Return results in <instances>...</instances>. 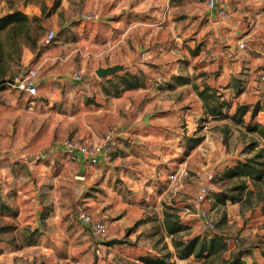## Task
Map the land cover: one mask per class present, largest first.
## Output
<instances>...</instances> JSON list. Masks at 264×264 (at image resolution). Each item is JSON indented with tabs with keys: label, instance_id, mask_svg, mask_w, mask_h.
I'll list each match as a JSON object with an SVG mask.
<instances>
[{
	"label": "crops",
	"instance_id": "1",
	"mask_svg": "<svg viewBox=\"0 0 264 264\" xmlns=\"http://www.w3.org/2000/svg\"><path fill=\"white\" fill-rule=\"evenodd\" d=\"M110 1H117L119 5H109L105 9L104 5ZM170 1L87 2L85 12L100 14L101 21L88 23L77 20V25L72 22L55 25L51 28L56 31L53 43H45L36 53L31 50L23 52L20 66L29 65L38 70L39 95L34 98L10 89L0 91V99L13 104L8 107L0 104V113L9 110V114L16 117L19 135L21 131L25 133L27 130L26 137L33 136L32 131L37 130L41 120L47 117L46 133L36 146H32L29 140L22 141L19 138L13 143L12 155L23 159L35 169L33 181L25 183L18 191L23 195L22 200L28 204L22 210L25 214L30 211L31 221L28 224H33L36 229L40 228L44 207L39 192L47 178H54L55 183L52 186L55 189L62 188L65 194L69 192L77 199L78 206L108 226L107 235L97 242V239L79 224L77 216L73 217L61 207L54 208L48 218L43 220L50 229L42 231L39 240V248L51 258H55L54 250L60 249L68 251V257L76 260L70 264H110V259L104 260L105 257L101 255L97 258L94 256L95 240L98 243V254L101 250H115L120 247L115 242L117 239L127 235L129 240H136L142 232L133 231L137 225H163L164 214L159 217H147V207L152 208V204H155L156 209L159 204H163L177 210L185 208L186 202L182 192L176 195L167 192V174L163 173L165 169H160V173H157L155 167L162 163L158 158H153V155L160 154L162 150L164 154L169 147L190 145L189 137L182 135L180 139L174 130H179L180 126L185 130L193 129L194 119L198 113H202L203 103L196 88L201 90L207 84L218 89L224 98H227L229 83L232 79L242 78L243 74L247 86L237 97V102L249 104L253 97L264 96V89L258 88V81L261 82L260 78L264 73V0H219V7L229 11L228 18H220L216 12H209L198 0H179L183 5H187L182 16L184 27L189 23L193 27L199 22L197 28L200 35L205 33L215 37V45L211 44L218 51L219 61L225 72L211 81L204 80L201 86L194 80H187L188 84L185 85L194 84L196 93L195 104L188 112L182 110L190 101L188 97L179 101L173 99L161 102L159 93L162 82H169L168 87L174 89L176 80L180 77L174 73L170 75L171 65L165 62L161 64L153 50L144 49L143 45L131 36L134 32H141L146 28L151 33L153 43L157 42L160 34L157 21L160 16V4ZM143 10H147L156 20L152 19L146 26L137 23L128 26L122 21H105L106 18L116 15L126 19L135 18ZM105 13L106 16H103ZM203 19L206 24L200 26ZM175 26L176 23L168 21L169 31L174 32ZM85 27H88V30H85ZM210 41L214 42L213 39ZM240 43L246 44V50L240 51ZM167 53L169 55V52ZM241 53H248V58L241 59ZM141 55L145 56L144 59ZM20 66H13V74H16ZM113 66L121 67L117 73L119 77L126 74L142 76L145 86L126 90L119 96L107 95L101 85L106 87L105 84L117 75L99 78L96 72L100 68ZM75 72L83 74L84 80H74ZM160 108L163 114L159 113ZM183 119L186 120L184 125ZM20 121H23L22 124ZM109 131L115 132L116 145V153L110 163L100 159L87 163L81 154L68 155L63 149L67 138H90L100 141ZM201 141V138L194 139L191 145L194 149L189 152L181 169L187 167L193 151ZM37 160L42 162L32 165ZM193 161L195 160L191 162ZM198 161L201 164L198 167L204 169L201 160ZM213 161L212 166H215V160ZM224 166L225 164L221 167ZM205 173L207 174V170ZM160 183L164 185L163 188L159 186ZM202 206L205 208L206 204ZM190 217L181 216V223L191 227ZM260 252L261 249L252 250L244 257L245 263L262 264ZM230 258L231 255L226 252L222 257L225 260ZM216 264H222V260Z\"/></svg>",
	"mask_w": 264,
	"mask_h": 264
},
{
	"label": "rangeland",
	"instance_id": "2",
	"mask_svg": "<svg viewBox=\"0 0 264 264\" xmlns=\"http://www.w3.org/2000/svg\"><path fill=\"white\" fill-rule=\"evenodd\" d=\"M89 1L91 0H0V17H4L13 11H20L28 16L30 18L28 30L32 38L29 40L25 36L22 37L23 51L31 50L36 53L38 48L41 49L45 46L46 41L44 38L49 29L65 22H72L73 25H77L79 15L85 12V5ZM109 5L118 6L119 2L110 1L104 5V8H108ZM186 9L187 5H183L179 0H171L167 4H160V16L157 20L160 31L158 41L153 43L151 33L146 28L141 32H134L131 37L138 40L144 49L153 50L161 64L165 62L167 65H171L170 75L174 73L177 77L194 80L201 86L204 80L211 81L225 71L221 61H219L218 51L214 46L215 37L205 33L200 35L197 28L199 22L193 27L190 23L184 27L182 16ZM103 16H106V13ZM111 17L106 18L105 21H113L114 23L122 21L125 23L124 25L128 24V26L133 23L146 26V24L151 23L152 19L156 20L148 14L147 10H143L135 18L129 17L126 19L121 18L120 15ZM168 21L176 23L174 32L169 31V28H167ZM200 23V26L206 24L204 19ZM85 30H88V27H85ZM1 37L6 40V32L2 33ZM211 39L214 42H211ZM243 50L246 49H240L241 52ZM167 52H169V55ZM247 56L248 53L240 54L241 59H247ZM141 57L144 59L145 56L141 55ZM241 75L242 78L232 79L228 90L226 89L228 96L223 99L230 105L223 110L224 115L219 118L207 117L203 115L202 110V113H198V116L194 119L193 129L185 130L180 126L179 130L177 128L174 130L180 139L182 135L189 137L190 145L176 148L169 147L166 148L164 154H162V150L160 154L153 155V158H158L162 163L158 164L159 167H155L157 173H160V169H165L163 173L167 174L165 175L166 180L164 179L165 184H167V192L170 195L182 192L185 198V208L176 209L179 217L191 216L192 219V226L185 239L194 236L212 238L216 235H221L222 238L239 237L242 240L241 247L228 249L226 247V253L231 256L245 249H252L256 245L264 247V182L248 179L246 182L248 187L243 192L240 202L228 200L224 203L220 196L223 191L239 194V191H233V188L239 185L243 179L226 177L229 170L234 169L240 162L257 158L256 156L261 153L264 155V137L260 132V128L256 127V125L264 123V96L253 97L249 104H246V102L239 104L237 97L247 86L246 78L243 74ZM118 77L119 74L112 78L107 85L105 84L106 87L101 85V88H107L110 91L121 89V81ZM168 83L163 81L160 86L159 97L161 102L173 99L179 101L183 97H188L190 101L184 105L182 110L184 112L191 110L196 99L194 84L193 86H186L185 84L176 83L175 88L171 89L168 87ZM259 87L264 89L263 81H258ZM240 88H242V92H238ZM9 89L24 94L10 87L0 91H9ZM0 104L4 107L13 105L3 99H0ZM258 105L262 111L253 118L252 111ZM239 106H246L248 111L243 115L236 114ZM159 113L163 114L162 109ZM0 119H2L0 121V202L4 208L0 209V264H70L75 262L76 260L71 256L68 257V251L64 252L60 249H55V258H51L39 248V240H41L43 232L50 229L49 225L43 220L48 218L54 208L61 207L69 211L73 217L77 216L78 211L83 209V207L77 205V199L73 198L69 192L65 194L62 188L55 189L52 186L55 179L47 178L39 192L44 211L40 228L36 229L33 224H28L31 221L30 211L28 210L26 214L22 212L28 204L22 200L23 195L18 192L19 188L25 183L33 181L35 169H32L29 163L23 161V159L12 155L13 143L19 138L22 141L24 139L29 140L32 146H36L46 133L47 117L41 120L37 130L34 129L32 131L33 136L29 138L25 135L28 133L27 130L25 133L21 131L20 135L18 134L17 126L19 123L15 116L9 114V110H3L0 113ZM22 122L20 121V124ZM185 122L186 120L183 119L182 125ZM251 128L253 129L250 130ZM196 138H201L202 141L193 151L194 154L191 160L183 170L181 166L187 160L189 152L194 149L191 148V145ZM213 159L215 160V166H212L214 164ZM220 159L221 162L218 161ZM192 160H195L196 163H194L195 161L191 162ZM198 160H201L202 167L207 170V174L204 169L198 167L200 164ZM257 160L264 162V158H257ZM41 162L42 160H37L32 165L35 166ZM224 164L225 166L221 167ZM223 168L224 170H221ZM172 174L178 175L176 183H172L170 180ZM33 185L36 187V183ZM159 186L163 188L164 185L160 183ZM202 186L210 188L205 209L216 227V230L210 233L203 232L199 228L202 219L197 216V210L189 206L193 196ZM152 205V208L147 207L146 209L147 217H159L162 213L164 214L165 205L159 204L156 209L155 204ZM34 230H37V232L31 236ZM133 231H142L136 240H129L126 235L115 241L120 246L119 248L110 251L107 249L101 250L99 254L97 252V242L100 240H97V242L95 240L93 242L95 245L94 256L97 258L101 255L105 257L104 260L110 259V264H148L145 262L146 259L156 260L174 252L172 240L166 235L163 225L140 224L134 227ZM30 238L33 242L32 245H28ZM64 247L66 249V246ZM132 248L137 249L132 251ZM260 253L261 258H263L261 263L264 264L262 250ZM184 264H205V262L204 259L198 260L195 257H190Z\"/></svg>",
	"mask_w": 264,
	"mask_h": 264
},
{
	"label": "trees",
	"instance_id": "3",
	"mask_svg": "<svg viewBox=\"0 0 264 264\" xmlns=\"http://www.w3.org/2000/svg\"><path fill=\"white\" fill-rule=\"evenodd\" d=\"M29 24L30 18L20 11H13L4 17H0V90L9 87L8 82L15 75L12 72L13 66L21 65L24 52L22 37L25 36L29 40L32 38L28 30ZM4 32H6V40H3L1 37V34ZM118 78H120L122 88L115 89L114 91L105 88L107 95L119 96L126 90L138 89L145 86L143 77L139 75L126 74ZM187 80L186 78L180 77L176 80V83L181 85L188 84ZM196 92L203 103L204 116L219 118L224 115L223 110L230 105L223 99L224 95L218 89L207 84L201 90L196 88ZM238 92H242V88L238 89ZM247 111L248 108L246 106H239L236 114L243 115ZM261 111L262 109L259 105L254 107L252 111L253 118ZM256 127L260 128V132L264 137V123L256 125ZM256 157L264 158V155L261 153ZM257 158L240 162L234 169L226 173V177L228 178H239L243 179V181L233 188V191H239V194L223 191L220 194L222 202L226 203L228 200L240 202L243 192L248 187L246 183L248 179L264 182V162L257 160ZM0 209H4L1 202ZM163 228L166 235L172 240L174 252L156 260L146 259L145 262L148 264H173L175 258L186 261L190 257H195L198 260L204 259L205 264H216L220 260H222V264H246L244 257L254 249H261L262 255L264 256V247L256 245L252 249H245L233 254L228 260L222 259L227 247L224 242L225 237L222 238L221 235H216L212 238L194 236L185 239L190 231V227L181 223L178 211L172 207L165 208ZM36 232L37 230L32 231L31 236L35 235ZM32 244L33 242H31L30 238L28 245Z\"/></svg>",
	"mask_w": 264,
	"mask_h": 264
},
{
	"label": "built area",
	"instance_id": "4",
	"mask_svg": "<svg viewBox=\"0 0 264 264\" xmlns=\"http://www.w3.org/2000/svg\"><path fill=\"white\" fill-rule=\"evenodd\" d=\"M202 3L209 12H216L220 18H228L230 13L227 9L219 7V0H198ZM79 20L88 23L101 21V16L94 12H82L79 15ZM56 39V31L48 30L45 41L46 44H51ZM240 49H245L246 44L240 43ZM144 56V55H143ZM74 80L81 82L84 80L83 74L75 72L73 74ZM261 81L264 82V73L261 75ZM8 86L14 90H18L28 96L37 97L39 95L38 87V70L29 65L20 66L14 77L8 82ZM63 149L68 155L75 153L81 154L87 163H91L98 159L106 163H110L114 159L116 153L115 132L109 131L105 133L100 141H93L90 138L73 139L67 138L64 141ZM177 174H172L170 180L176 183ZM210 188L202 186L193 196L190 207L197 210V216L202 219L200 228L203 232H213L216 230L215 223L208 216L207 210L202 207L207 201ZM77 220L79 224L90 233V235L97 240L102 239L108 233V226L105 222L95 219L87 210L80 209L77 213ZM225 245L228 248H236L242 246V240L239 237H225ZM185 260L175 258L173 264H184Z\"/></svg>",
	"mask_w": 264,
	"mask_h": 264
},
{
	"label": "water",
	"instance_id": "5",
	"mask_svg": "<svg viewBox=\"0 0 264 264\" xmlns=\"http://www.w3.org/2000/svg\"><path fill=\"white\" fill-rule=\"evenodd\" d=\"M121 70L120 66L100 68L96 73L99 78L115 76Z\"/></svg>",
	"mask_w": 264,
	"mask_h": 264
}]
</instances>
